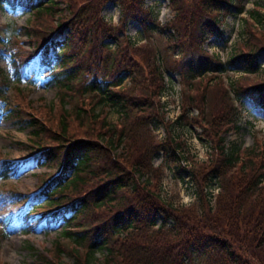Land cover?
<instances>
[{"label": "trees", "instance_id": "trees-1", "mask_svg": "<svg viewBox=\"0 0 264 264\" xmlns=\"http://www.w3.org/2000/svg\"><path fill=\"white\" fill-rule=\"evenodd\" d=\"M145 1L0 0L32 16V51L0 36L15 80L21 82L36 58L39 66L50 70L49 83L58 91V105L35 108L27 100V90L15 85L13 106L4 112L14 125L28 128L26 148L37 150L40 165L63 167L51 180L55 173L40 176L42 192L20 215L27 233L30 218L39 214L48 228L63 225L53 247L35 254L32 264H264V147L259 141L244 149L236 143L226 146L219 138L223 130L239 129L240 112L232 94L242 102L256 93L264 109V75L257 60L264 50V13L251 12L262 27L258 30L245 21L244 36L227 62L200 46L207 36L222 35L220 14H226L234 1L237 12H243L239 0H200L195 13L185 7L193 0H168L177 12L165 26L174 31L169 41L173 44L174 36L181 35L186 44L178 45L181 58L171 68L197 93L189 95L178 119L166 124L157 101L164 88L158 77L159 54L149 49L155 63L145 68L130 55L135 44L125 33L130 21L138 24L141 39L160 33L159 12ZM108 2L119 7L118 25L101 16ZM234 62L245 69L230 81V92L221 82L198 88L209 71L223 73ZM150 74L153 81L147 82ZM127 79L130 84L123 86ZM1 100V105L7 103L6 97ZM105 106L120 114L117 123L107 120ZM192 107L197 114L191 115ZM154 123L165 125L164 138L155 134ZM189 124L214 142L211 167L186 164L185 141L174 125ZM70 139L77 141L63 147ZM159 155L162 164L155 167L153 160ZM165 165L188 173L196 195L189 206H177L163 195L160 178ZM17 171L18 164L0 159V178ZM67 255L72 263L63 262Z\"/></svg>", "mask_w": 264, "mask_h": 264}, {"label": "rangeland", "instance_id": "rangeland-1", "mask_svg": "<svg viewBox=\"0 0 264 264\" xmlns=\"http://www.w3.org/2000/svg\"><path fill=\"white\" fill-rule=\"evenodd\" d=\"M200 0L188 1L185 5L187 9L193 13L197 11ZM243 6V12L239 14L235 5L237 1L233 2L228 12L223 15L220 14V22L218 28L221 29L222 35L207 36L205 42L200 46L201 51L209 55H214L216 59L229 62L234 58V47L239 43V40L244 36L245 21L251 24L256 29H261L262 24L256 23V20L251 17V12L258 10L264 13V0H239ZM146 6H155L158 10L157 21L160 25V33H152L150 40L141 39L140 28L136 22L130 21L126 27V35L135 44L132 47L130 55H133L136 60L146 68V63L153 65L155 63V56L151 54L149 49L157 51L159 54L158 61L161 62L159 83L164 88L160 91L157 98L159 114L164 115V122L166 124L173 123L178 119V116L183 112V108H187L189 104V95H195L197 92L193 91L191 82L183 83L180 74H177L171 66H173L178 59L181 58L178 45L185 44L181 40L185 37L179 35L172 39L173 44L169 41L174 31L172 29L165 30V26L173 22L176 17V10L172 9L168 0H146ZM61 10L65 5L60 6ZM67 13V12H66ZM101 16L108 23L118 25L119 23V7L114 3H107L102 11ZM256 16V15H254ZM32 16L30 12L23 10L21 7L12 10L8 7L0 8V29L2 34L7 38H11L20 44L24 51L33 50L35 44L34 39L31 38V22ZM264 22V21H263ZM264 36V35H263ZM141 39V40H140ZM181 42V43H180ZM186 45V44H185ZM162 57L164 59H162ZM259 63L260 76L264 75V50L257 57ZM10 58L6 50L1 49L0 54V98L6 97L7 104L11 107V102L14 93L12 92L15 82H13L12 71H10ZM158 64V63H157ZM150 69V67H149ZM244 66L239 62L228 63L227 70L223 73H215L209 71L203 78L204 84L198 88L209 87L217 82L223 83L228 88L231 80L241 77L244 73ZM48 70L37 69L32 67L30 74L23 80V89L27 96L29 103L34 107L45 105H58L57 88L50 84L46 75ZM147 82L153 81V76L148 75ZM6 83L2 85V81ZM197 81V80H195ZM213 82V83H212ZM130 84L127 79L123 86ZM159 86V85H158ZM197 87V86H196ZM214 87V85H213ZM154 89V88H152ZM157 89V88H155ZM201 92V91H200ZM232 94V93H231ZM234 104L239 110V119L237 121L238 130L222 131L219 138H223V144L229 146L236 143L240 148L253 147L256 141H259L264 147V109L258 107L256 93H249L244 96L242 102L235 99L232 94ZM157 106V105H156ZM53 107V113L55 114ZM107 120L112 124L117 123L120 114L115 109L104 107ZM4 108L0 105V157L9 158L13 160H21L23 162L17 175L6 183L0 181V264H32L35 259V254H43L46 250L53 247V240L61 233L63 225L58 224L52 226L51 229L46 227L39 217L31 221L32 230L29 236H25L23 232V225L21 221L16 220V215L19 213V208L26 204L25 199H21L19 203L14 202V197L18 193L28 196L37 191L40 187L41 175L55 173L59 169L45 168L40 165L31 153L37 150H29L26 148L28 140V128L14 125V123L6 118ZM191 115L197 114V111L192 107L190 109ZM176 133H180L181 139L185 141L186 147V161L188 167L192 163L205 167L212 166L213 151L215 148L212 139L209 141L205 135L202 134V129L194 125H185L182 128L178 126L175 128ZM153 130L160 138H164L167 134L165 125L163 123H154ZM217 139V138H216ZM77 140L70 139L68 143H63V147L68 146L70 142ZM154 166L162 164V156L159 155L153 160ZM163 170V176L160 178L163 195L167 200L177 206H189L195 200L194 185L189 183L188 173H178L176 170L168 169L167 165ZM54 174V175H55ZM218 193V189H214L213 195ZM161 220L158 222L160 224ZM96 258L102 259V254H97ZM99 260V261H100ZM63 262L72 263L73 260L67 255Z\"/></svg>", "mask_w": 264, "mask_h": 264}]
</instances>
